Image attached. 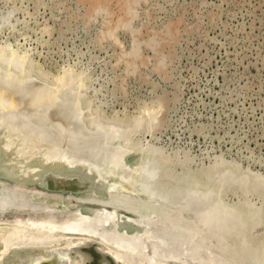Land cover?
Segmentation results:
<instances>
[{"label":"rangeland","instance_id":"1","mask_svg":"<svg viewBox=\"0 0 264 264\" xmlns=\"http://www.w3.org/2000/svg\"><path fill=\"white\" fill-rule=\"evenodd\" d=\"M0 107V173L13 178L0 175V183L22 187L18 195L0 188L1 199L31 202L35 186L48 208L69 209L85 194L117 208L122 189L54 192L8 167L10 155L30 153L27 141L60 149L54 122H73L92 145L89 154L109 155L105 161V141L129 137L133 151L121 173L151 187L155 205L183 204L190 231L217 227L235 264H264V0H0ZM187 180L214 193L193 205ZM12 211L18 220L28 214ZM226 216L240 219L238 230L220 225ZM186 232L172 242L191 253L202 235Z\"/></svg>","mask_w":264,"mask_h":264},{"label":"bare ground","instance_id":"2","mask_svg":"<svg viewBox=\"0 0 264 264\" xmlns=\"http://www.w3.org/2000/svg\"><path fill=\"white\" fill-rule=\"evenodd\" d=\"M71 73L72 72H70V74ZM64 78V75H57L55 79L61 83ZM74 80V83H77L76 80L78 79ZM74 87L79 91L77 93L74 89V93L79 94L81 98L82 95H80V93L83 94L86 88L83 79L81 78L78 80L77 85ZM76 97L77 101L80 100L77 95ZM50 107L51 106L48 108L45 107L47 108L46 111H48ZM79 108L81 107L79 106ZM57 121L58 122L55 121L56 123L53 121L55 126H53L55 128L54 131L56 132L55 136L58 135L59 142L57 143L61 142L60 146L64 147L66 151H61L62 147L58 149L59 147L57 146V149H52L51 146H47L46 143L34 144V142L27 141L24 143V146L26 150L28 149L27 153L29 151L30 153H26L27 155L23 153L25 156H20L18 154L17 157H11L10 155V158H8L12 160L10 164L8 162V167L11 168L14 166V173L20 172L21 175L31 179L33 183L42 184L48 190L54 192L59 191L65 193V191L69 190L73 192L75 189V191L86 190L102 195L110 188L109 191L122 189L126 191L127 196L117 202V208L115 209H112L113 207L108 205V201L102 200L104 197L98 199V197H89L87 194L83 195V198H80L81 200L78 199L80 202H72L69 205V209L67 206L48 208L51 207V205L48 204L49 199L46 200L48 197L47 194L39 193V190H37L35 186L28 188L31 191L33 190L30 192L29 200L31 202L23 200L25 199L24 197L7 196L8 193L9 195H18L17 191L18 189L21 190L22 187L17 189L20 185L16 187V185H12L11 183L7 184L3 179L5 183H0V188L7 194L5 196L7 198H0V209L8 210L0 211V264H2L1 262L5 257L9 260L10 264H235L234 260L226 256L224 252L226 248L224 249V245L219 246L220 244H218L220 239H218L215 234L219 235V233L214 231L217 227L214 228L212 226L214 229H207L206 226V229L204 227H198L197 229L199 232L197 233H199V236L202 235L200 239L201 242L195 244L196 246L191 253L186 249V252L183 249V251H181L177 243V240L180 239L174 242L178 244V246L174 247L172 241H174L176 236H179L178 234L182 235L185 231L188 233L192 232V234L196 232L197 229H194V232L190 231V227L186 224V222L192 221L193 218L189 216L190 214L187 213L183 204H180V206L179 204L174 205V208L170 205L172 209H161L159 207L160 204H158V206L155 205L158 201L155 202V197H153V194H150L151 192L149 190L151 187L149 190L143 188V186L141 187L139 185V177L134 174L130 175L126 173L124 175V173H121L123 167L125 168V166H127L125 160L126 155L133 151L132 142L129 137H124L123 135L111 136L112 138L110 139L106 137L109 141H105L106 143L104 144L111 153L109 160L105 161L103 159L106 157L102 159L100 157L98 158L97 155L95 156L94 153L93 156L89 154L91 153L90 147L92 145H89L90 143L86 141L88 138L85 139V133L82 134L80 131L78 132V125H74L73 122L63 124L64 121ZM97 127L102 130L101 126ZM97 127H93L92 131L95 132L93 135L95 137L92 140L96 139V136L99 137V130ZM87 134L86 137H88ZM112 142L113 145L114 142L116 143L114 146L112 145L113 147L111 146ZM100 143L103 144V142ZM51 144H53V142ZM99 146L101 147V145ZM83 148H85V150ZM101 149L102 147L100 151ZM5 159L7 161L6 157ZM147 165L150 172V164H146V166ZM5 171L9 170L6 169ZM119 173L123 174L124 177H121ZM7 175H9L8 172ZM109 176H118L120 181L117 179L116 182H109ZM191 180L186 181L188 186V191H186V193H189L190 199H188L193 205H195L194 203H197V205L202 203L206 192L207 194L208 192L214 193L213 189L211 190L210 188L203 187L206 185L204 181L197 180L193 182ZM183 184L186 185L185 182ZM146 185H144V187H146ZM149 186L147 185L148 188ZM52 187L58 189H51ZM9 198H15L17 200H11L9 202ZM185 198L187 199V197ZM167 203H169V201ZM146 206H148L149 209H147ZM73 207H76V209H71ZM14 209L28 212L25 220L16 219L19 215L16 214V211H12ZM231 211L233 210L230 209V213ZM199 214L202 218L205 215L202 216L201 213ZM233 214L231 215L233 216ZM79 215L82 217L77 219ZM235 218L233 219L235 220ZM184 219L186 220L184 221ZM225 219V222L220 225L224 224V226L227 225L230 227L229 225L233 223L232 225L235 227L236 224L241 226L239 223L240 219H238V222L236 219L234 222L232 221L230 223V216H226ZM238 227H236L237 230ZM184 235L187 234H183V236L180 237L181 240ZM192 236L193 235H191V238ZM187 242L189 241L187 240ZM185 244L188 245L186 242ZM214 247L217 249L214 250ZM259 258V260L262 259V262L264 261L263 258Z\"/></svg>","mask_w":264,"mask_h":264},{"label":"water","instance_id":"3","mask_svg":"<svg viewBox=\"0 0 264 264\" xmlns=\"http://www.w3.org/2000/svg\"><path fill=\"white\" fill-rule=\"evenodd\" d=\"M0 175L5 176V177H7V178H9V179H13V178H11V177H9V176H6V175H4V174H2V173H0ZM51 189H58V188L52 187ZM62 190H63V189H62ZM65 190H66V189H65ZM73 191H75V189H74Z\"/></svg>","mask_w":264,"mask_h":264}]
</instances>
